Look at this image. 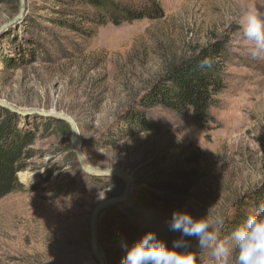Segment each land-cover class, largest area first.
Listing matches in <instances>:
<instances>
[{
	"label": "rangeland",
	"instance_id": "374dc122",
	"mask_svg": "<svg viewBox=\"0 0 264 264\" xmlns=\"http://www.w3.org/2000/svg\"><path fill=\"white\" fill-rule=\"evenodd\" d=\"M58 1L26 0L23 20L0 38V101L69 117L85 163L130 180L128 198L96 223L103 263L121 264L122 243L148 231L170 247L180 236L168 228L175 210L222 216L218 233L226 239L264 190V56L252 59L242 35L245 10L264 0H152L159 19L88 25L83 33ZM13 2L0 1V27L17 15ZM216 40H227L226 88L210 110L212 123L200 130L189 117L147 109L143 118L153 131L130 133L135 103L165 66ZM39 120L21 122L34 139L28 150L35 157L27 162V178L18 174L23 191L0 200V264H97L90 215L119 196L123 183L96 177L103 183L97 186L79 166L70 132L61 137ZM180 187L185 193L174 191ZM186 239L194 264H217L209 249Z\"/></svg>",
	"mask_w": 264,
	"mask_h": 264
},
{
	"label": "trees",
	"instance_id": "16d2710c",
	"mask_svg": "<svg viewBox=\"0 0 264 264\" xmlns=\"http://www.w3.org/2000/svg\"><path fill=\"white\" fill-rule=\"evenodd\" d=\"M12 1H14L13 5L18 0ZM58 2L67 6L66 15L79 19V23L73 26L80 33H83V29L86 30L88 25L103 26L110 23L117 26L142 19H159L162 16L159 6L152 0L143 1L137 6L119 0H59ZM144 2H147L148 5H145ZM80 22L82 23L81 27ZM65 27L74 29L72 25ZM226 45L227 40H216L195 50L188 57L167 64L156 83L135 103L134 118L127 122L130 133L153 131L149 120L143 118V111L147 109L158 108L167 114L189 117L200 130H204L211 124L213 118L210 115V110L218 107V97L226 88L224 68L227 59ZM206 58L212 61L211 67L200 68V63ZM0 110L3 112L0 117L1 200L11 193L23 191V183L18 174L30 167L27 162L35 157V153L33 150H28L34 139L21 123L25 121L26 117L16 116L1 108ZM48 122L46 124L39 120L38 123L50 125L53 128L52 132L60 133L61 137H66L70 132L69 127L63 122ZM68 147L70 148L69 145ZM191 159L193 163L199 162L197 154H193ZM93 178L97 181V186L103 185L100 180H96V177ZM178 179L185 181L186 176L179 174ZM174 191H178L180 194L185 193L182 187L174 189ZM257 197L254 200V205L264 203V190ZM244 218L245 216L240 217L239 222L241 223ZM106 225H108L107 222ZM235 226L236 224L229 227V233Z\"/></svg>",
	"mask_w": 264,
	"mask_h": 264
},
{
	"label": "clouds",
	"instance_id": "9594fccd",
	"mask_svg": "<svg viewBox=\"0 0 264 264\" xmlns=\"http://www.w3.org/2000/svg\"><path fill=\"white\" fill-rule=\"evenodd\" d=\"M242 35L251 44L252 59L264 56V3L245 10ZM211 64L206 58L199 66L210 68ZM224 223L220 215L197 218L187 210H175L168 228L179 238L169 247L148 231L130 245L123 242L121 264H194L193 245L186 238H195L196 247L209 249L217 264H227L229 257H234V264H264V203L255 205L226 239H220L218 229Z\"/></svg>",
	"mask_w": 264,
	"mask_h": 264
},
{
	"label": "water",
	"instance_id": "95a60500",
	"mask_svg": "<svg viewBox=\"0 0 264 264\" xmlns=\"http://www.w3.org/2000/svg\"><path fill=\"white\" fill-rule=\"evenodd\" d=\"M26 14V0H18V11L17 15L4 23L0 27V38L4 35L6 31H8L11 28L16 27L24 18ZM0 108L8 111L9 113L16 114L17 116L21 117H28V116H36L40 120H46L51 122H63L65 123L69 129H70V136H71V145L73 147L74 153L76 155L77 161L79 163V166L81 167L82 171L87 176L92 177H117L119 178L123 183V191L122 193L114 198L105 200L98 205L95 206L93 209L91 215H90V249L92 252V255L94 259L97 261V264H104L102 256L98 250L97 247V239H96V223L98 221L99 216L101 213L111 207H115L117 205L122 204L129 196L131 192V182L127 178L125 174H123L120 171L116 170H98L94 169L90 166H88L81 154V149L79 147V144L74 141V138H76L77 130L74 125V122L66 116L56 114V113H50V112H43L36 109H19L16 107L11 106L8 103H5L3 101H0Z\"/></svg>",
	"mask_w": 264,
	"mask_h": 264
},
{
	"label": "bare ground",
	"instance_id": "6f19581e",
	"mask_svg": "<svg viewBox=\"0 0 264 264\" xmlns=\"http://www.w3.org/2000/svg\"><path fill=\"white\" fill-rule=\"evenodd\" d=\"M74 139H76V138H74ZM75 142L78 143V141H76V140H75ZM28 175H29V173L27 172V170L24 171V172H21V173L19 174V176H21L22 178H27ZM26 180H27V179H26ZM26 180H25V181H26ZM27 182H28V180H27Z\"/></svg>",
	"mask_w": 264,
	"mask_h": 264
}]
</instances>
